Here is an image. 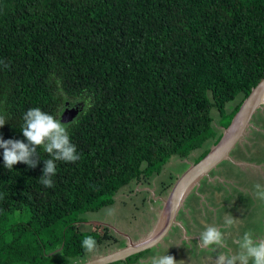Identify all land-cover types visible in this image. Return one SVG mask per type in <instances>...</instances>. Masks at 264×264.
Returning a JSON list of instances; mask_svg holds the SVG:
<instances>
[{"label":"trees","instance_id":"1","mask_svg":"<svg viewBox=\"0 0 264 264\" xmlns=\"http://www.w3.org/2000/svg\"><path fill=\"white\" fill-rule=\"evenodd\" d=\"M262 77L264 0H0V138L27 143L23 116L38 107L81 156L55 161L48 188L43 147L36 167L12 170L0 148V264H75L83 248L70 214L215 144L210 109L223 119L241 95L231 118Z\"/></svg>","mask_w":264,"mask_h":264},{"label":"rangeland","instance_id":"2","mask_svg":"<svg viewBox=\"0 0 264 264\" xmlns=\"http://www.w3.org/2000/svg\"><path fill=\"white\" fill-rule=\"evenodd\" d=\"M240 97L241 95H237L235 100L225 104L227 116L223 119L218 120L214 107L210 109L216 135L221 134L222 125L227 119L230 120L228 118L230 104H236ZM212 143V139L206 140L199 149L190 152L186 158L171 156L157 175L133 180L120 188L110 205L91 212H72L70 218L75 223H79L78 219L87 221L76 226L80 244L87 235L93 236L97 241V250L92 253L82 250L80 256L75 258L76 262L84 261L90 255L101 254L104 249L112 251L123 248L129 240H136L137 237L141 240L148 235L170 185L194 163L196 155L208 151ZM235 153L238 156H235ZM256 183L264 185V106L253 113L248 130L229 151L228 157L210 169L190 188L178 207L173 225L162 238L164 244L151 247L145 254H139L127 262L150 264L153 256L168 254L178 261L177 264H215L214 258L218 255H231L238 250V245L234 241L241 238L245 232H251L254 240L264 239V201L257 199L253 194V186ZM192 200H195L197 211L208 225H215L221 230L226 229L223 228L224 212H229L237 219L236 225L225 235L226 247L201 248L198 231L202 225L193 220V217L192 222L197 228L195 234L197 236L193 239L188 238L189 232L183 216L191 219L192 210L189 203ZM108 209H113L114 213L108 215ZM136 231L139 234L135 233ZM111 264L126 263L115 261Z\"/></svg>","mask_w":264,"mask_h":264},{"label":"clouds","instance_id":"3","mask_svg":"<svg viewBox=\"0 0 264 264\" xmlns=\"http://www.w3.org/2000/svg\"><path fill=\"white\" fill-rule=\"evenodd\" d=\"M7 68L8 65L4 64ZM22 134L27 143L21 140L0 138V148L3 149L4 166L12 170L17 162H23L30 168L36 167L38 163L37 148L43 147L52 158L44 161L43 174L40 176V183L45 187H54L52 177L56 174L55 161L76 162L81 159L76 146L71 142L67 127L49 113L43 112L40 108H30L23 116ZM6 123L0 116V126ZM254 196L264 201V185L256 183L253 186ZM179 199L173 205L179 206ZM108 215L114 213L113 209L107 210ZM224 225L228 229L236 225L237 219L232 215H225ZM220 227L207 225L199 234L201 248H224L227 237ZM238 250L231 255L220 254L215 264H264V239L254 240L251 232H245L241 238L234 241ZM81 246L85 252L92 253L97 250V241L87 235L82 239ZM177 260L168 254L153 256L150 264H177Z\"/></svg>","mask_w":264,"mask_h":264},{"label":"water","instance_id":"4","mask_svg":"<svg viewBox=\"0 0 264 264\" xmlns=\"http://www.w3.org/2000/svg\"><path fill=\"white\" fill-rule=\"evenodd\" d=\"M264 106V77L249 90L241 100L237 110L231 116L228 124L223 127L219 139L197 162L190 164L185 171L176 177L170 186L158 211V216L148 233L141 240L129 241L123 248L107 254L77 263V264H107L124 260L127 256L156 245L168 232L174 223L178 207L174 208L177 198L179 205L190 188L198 183L210 169L228 157L230 149L240 140L249 128V120L256 109ZM77 105L65 109L61 115L63 121H68L75 114ZM70 112L72 115H70ZM70 116V117H69ZM264 237V236H263Z\"/></svg>","mask_w":264,"mask_h":264},{"label":"crops","instance_id":"5","mask_svg":"<svg viewBox=\"0 0 264 264\" xmlns=\"http://www.w3.org/2000/svg\"><path fill=\"white\" fill-rule=\"evenodd\" d=\"M236 99V98H235ZM235 99H233V100H235ZM232 100V101H233ZM231 102V101H230ZM231 105V108H230V110L234 107V105H232V104H230ZM224 109H225V112H226V105H225V107H224ZM217 113V112H216ZM218 115V114H217ZM218 120H219V116H218ZM212 121H213V118H212ZM222 129H223V125H222V127H221ZM248 130V129H247ZM234 147V146H233ZM232 147V148H233ZM231 148V149H232ZM230 149V150H231ZM237 153H235L234 155L235 156H238V154L236 155ZM171 186V185H170ZM216 195L214 194V197H215ZM189 206L191 207V210H192V212H191V219H190V217H188V216H183L184 217V220H185V223H186V225H187V229H188V232H189V236H188V238L189 239H193V238H195L197 235H195L197 232V228H196V226H195V223H193L192 222V217H193V220H196V221H198L201 225H202V227L199 229V231L198 232H202V231H204V229H205V227L208 225L202 218H201V214L197 211V204H196V202H195V200H192V201H190V203H189ZM160 208V207H159ZM158 211H159V209H158ZM176 215V214H175ZM206 215V214H205ZM225 215H232V214H229V212L227 213V212H224V215H223V220H224V217H225ZM157 216H158V212H157V215H156V218H157ZM156 218H155V220H156ZM79 223H75L74 221H73V223H75V225L77 226V225H82V223H85V222H87V221H84V220H80V219H78L77 220ZM155 222V221H154ZM224 224V223H223ZM224 227H226V229H223L222 231H227V232H225L224 233V235H227V234H229V232H230V229H228L227 228V226L226 225H224L223 226V228ZM77 228V227H76ZM77 230H78V228H77ZM131 231H133V230H131ZM135 231V230H134ZM135 233H137V234H139L138 233V231H136ZM138 236V235H137ZM139 238L140 237H137V239L136 240H131V242H135V241H138L139 240ZM185 238H186V236H185ZM130 241V240H129ZM158 244H164L163 242H162V239L156 244V245H154V246H158ZM154 246H152V247H154ZM151 247H149V248H147V249H144V250H142V252L140 253V255L141 254H145L146 253V251H148L149 249H150ZM115 250H117V249H113L112 251H115ZM112 251H109V250H106V249H104L103 251H102V253L101 254H95V255H90L87 259H85L84 261H86V260H89V259H92V258H95V257H98V256H101V255H104V254H107V253H109V252H112ZM141 257V256H140ZM139 257V258H140ZM218 257V256H217ZM217 257L216 258H214V260H216L217 259ZM138 259V258H137ZM136 259V260H137ZM80 262H83V261H80ZM80 262H76L75 264H77V263H80ZM134 262V261H133ZM133 262H131V264L133 263Z\"/></svg>","mask_w":264,"mask_h":264},{"label":"flooded vegetation","instance_id":"6","mask_svg":"<svg viewBox=\"0 0 264 264\" xmlns=\"http://www.w3.org/2000/svg\"><path fill=\"white\" fill-rule=\"evenodd\" d=\"M217 168V167H216Z\"/></svg>","mask_w":264,"mask_h":264}]
</instances>
